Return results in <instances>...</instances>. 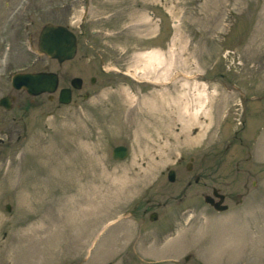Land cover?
<instances>
[{"label": "rangeland", "instance_id": "rangeland-1", "mask_svg": "<svg viewBox=\"0 0 264 264\" xmlns=\"http://www.w3.org/2000/svg\"><path fill=\"white\" fill-rule=\"evenodd\" d=\"M75 1L71 59L25 66L18 48L5 55L12 65H0V94L16 95L5 117H21L30 103L24 124L0 129V264H264V140L241 172L233 148L214 164L215 185L229 195L222 211L207 205L199 184L180 191L191 171L175 160L224 151L240 92L261 89L264 0ZM17 66L58 71V87L37 95L13 88ZM75 75L82 85L60 102L59 88ZM261 125L248 122V138ZM118 144L129 148L123 159L111 155ZM82 189L81 204L73 200ZM62 224L70 226L63 233ZM164 228L175 234L155 246Z\"/></svg>", "mask_w": 264, "mask_h": 264}, {"label": "flooded vegetation", "instance_id": "flooded-vegetation-1", "mask_svg": "<svg viewBox=\"0 0 264 264\" xmlns=\"http://www.w3.org/2000/svg\"><path fill=\"white\" fill-rule=\"evenodd\" d=\"M75 2H76L75 0H53L50 3L48 2L46 4H43V3H39L36 0H0V65L1 66L12 65L11 63L7 64L5 62L4 60L5 55L8 50L17 52L16 49L18 50V48H22L23 52H25L26 54V56H24V58L22 59L24 61L23 64L25 66H27L28 64L33 65L36 61L43 59L44 56L52 60H56L57 63L60 64L61 62H59L57 58L49 57L43 52V50H41L39 45V36L45 24L47 23L62 24L66 26L67 29L76 36L77 48H78L79 38L77 36L78 33L76 32L75 29L76 24H73V20L71 18L73 15L71 8L74 7ZM81 25H84V22L82 20L79 22L78 26ZM85 31L86 30L82 28L79 30L80 33H84ZM25 42L27 43V45L31 47V51H28L25 48L24 45ZM11 70L12 73L9 74L10 77L9 82L10 85L15 89H24V88H18L12 84L11 77L13 80L15 76V74L12 76L13 73L18 71H32V72L35 71L29 68H24V66L23 67L17 66L12 68ZM44 70H50V69L40 68L39 70L36 71H44ZM52 71L57 73L58 84H59L58 71L56 70H52ZM262 82H263L262 87L258 91L248 89L240 92L239 95L240 101L238 103L240 108V113L238 116L233 117L234 127H232L231 131L226 135L227 138H226L224 151L221 150L216 151L215 149L214 153L212 154H201V155L189 154L187 159H185L182 154L175 157L177 164H183L184 167L188 170V172L191 171V173L188 174L189 176L186 179V185L184 184V186H182L180 191L184 192L186 191V189L191 188L192 185L199 184L201 185V187L199 186L200 187L199 191L202 194L204 201L208 203V204L206 203L208 206L214 208L215 202L221 199V194H223V199L220 203H218V205L227 203L225 199L229 197V195L227 194L228 192L221 190V186L215 185L217 179L219 178L217 176L215 177L213 173L214 164L220 162L223 159L224 152L227 151V149H232V148L234 151L233 159L234 162L236 163L235 172L237 171L241 172L240 164L242 162L250 161L252 159L258 160L256 155H254V150L255 148L257 150L258 145L260 144L259 146H261L264 140V125L263 126L261 125L260 133L254 139L248 138L246 129L248 127V122H252L254 124H260L264 120V81ZM249 83L253 85V80H249ZM11 86H9L10 89ZM12 93L13 92H10L9 90L4 94H0V123L1 125L4 126L0 128L2 129V131H4V129L8 127L7 125L9 123L10 124L13 123V128H14L15 125L22 123L24 124L26 121V111L29 108L27 105L30 104L27 103L26 101L23 103V106L21 107V109L23 110V113L22 111H20L22 114L21 117L17 118L16 115H12V114H10L8 118L5 117L8 111L12 109L11 107L12 99L16 97V95H14L15 93L14 94ZM250 114L252 118L249 117ZM18 120H20V122H18ZM11 129L12 127L10 128V130ZM11 132H7V134L9 135L11 134ZM4 138L0 137V140ZM16 139L19 140L20 138L17 136ZM260 148H262V146ZM258 157L261 158L259 155ZM168 168H170V166H168L167 169ZM243 168L244 169L242 170L243 171L246 170V172L245 171L244 172L247 175L252 176L251 184L253 185V187H258V188L261 187L262 183L260 182V180L254 177V172L252 170L250 171V169L248 168L245 167ZM192 169H197V171L192 172ZM175 175H176V170H175ZM206 178L210 179L211 181L204 180ZM234 178H237V176L234 175ZM206 189H210L211 192L208 193ZM176 196H180V195H172V198ZM206 196L209 199L208 201L205 200ZM169 198L167 200H169ZM180 199L183 200L184 197L183 198L180 197ZM147 200H149V198H147ZM146 210L147 209L145 208L144 211ZM153 215L154 217H152ZM157 217H158V213L157 210L155 209L150 211L148 214V218L154 221H156L159 218ZM178 221L179 218L177 222ZM166 230L167 229L164 228L160 231L159 234L153 235V239L155 237L154 239L156 243L155 246L158 245L160 246L170 239L171 236H168L163 241L161 240V237L163 236L164 232H166ZM178 248L176 252H178ZM181 255L183 254L180 253L179 255H177L179 256L178 259H181L183 257Z\"/></svg>", "mask_w": 264, "mask_h": 264}, {"label": "water", "instance_id": "water-1", "mask_svg": "<svg viewBox=\"0 0 264 264\" xmlns=\"http://www.w3.org/2000/svg\"><path fill=\"white\" fill-rule=\"evenodd\" d=\"M60 31H66L69 33V40H68V46L64 49H56L53 43V36L55 33H58ZM39 45L41 50L45 52L48 56L52 58H57L59 62H62L65 59L71 58L75 55L77 50V40L76 36L67 29L66 26L62 24H53V23H47L44 25L40 32L39 36ZM47 74L52 75L53 82L50 85L49 83H42L39 82V84L35 83V79L37 76ZM92 81L94 77L91 78ZM81 77L74 76L71 79V85L74 87H80L81 86ZM48 81V80H47ZM12 84L15 87H23L27 90V92L31 94H38L43 91L53 92L58 85V76L57 73L54 71H37V72H18L15 74ZM49 98H52V94H49ZM58 99L60 102L67 103L71 100V87H62L59 91ZM129 150L128 147L124 144H118L113 146L112 148V157L116 159H123L127 156ZM168 178L170 180H174L175 178V170L173 168L169 169L168 172ZM223 199V194H221V199L215 202V207L219 210L227 208V204H221L218 205ZM206 200H209L206 196ZM5 207L7 210L11 208L10 203H6ZM154 217V215L152 216Z\"/></svg>", "mask_w": 264, "mask_h": 264}, {"label": "bare ground", "instance_id": "bare-ground-1", "mask_svg": "<svg viewBox=\"0 0 264 264\" xmlns=\"http://www.w3.org/2000/svg\"><path fill=\"white\" fill-rule=\"evenodd\" d=\"M69 33H67L66 31H60V32H58V33H55L54 34V36H53V38H52V40H53V43L52 44H54V46H55V48L56 49H64L65 47H67L68 46V40H69ZM147 56H149V58H152L154 55H156L155 54V52H152V53H147L146 54ZM136 74V73H135ZM134 73H133V75H135ZM148 74H149V72H148ZM48 80V81H47ZM156 80V79H155ZM39 82H42V83H49L50 85L52 84V82H53V77H52V75H47V74H43V75H40V76H37L36 77V79H35V83L36 84H39ZM100 174V173H99ZM97 177V176H96ZM99 177V176H98ZM102 177V176H101ZM91 178V177H90ZM93 178V177H92ZM96 179V178H95ZM102 179V178H101ZM86 182V181H85ZM90 182H92V181H90ZM95 183V182H94ZM88 184V183H87ZM86 186V185H85ZM87 187V186H86ZM79 192V191H78ZM86 192H85V189H82L77 195H75V197H74V200L73 201H77V202H79V203H84V202H86L87 201V196H86V194H85ZM67 195V194H66ZM74 195V194H73ZM73 195L71 194V196L73 197ZM70 196V195H69ZM66 197V196H65ZM89 200V199H88ZM75 201V202H76ZM70 202V201H69ZM68 202V203H69ZM89 203V202H88ZM78 206H79V204H77ZM60 207H61V205H59ZM82 206V205H81ZM85 206V205H84ZM84 206H82V208L79 210V214L83 217V218H86V215H87V211H86V207H84ZM68 208V207H67ZM78 208V207H77ZM57 209V208H56ZM59 212V211H58ZM61 213V212H60ZM89 215H87V217H88ZM84 220V219H83ZM88 221V220H87ZM86 223H88V222H86ZM72 224V223H71ZM69 225L68 224H62V225H59L58 226V228H60V230H61V232L63 233L64 231H66L69 227H68ZM72 226V225H71ZM74 227V226H73ZM72 227V228H73ZM77 227V226H76ZM85 227V226H84ZM83 227V228H84ZM71 228V229H72ZM85 229V228H84ZM40 230H42L43 231V228L41 229V228H39V231ZM83 230V229H82ZM81 232H83V231H81ZM62 233H61V235H62ZM169 241V240H168ZM172 249V248H171Z\"/></svg>", "mask_w": 264, "mask_h": 264}]
</instances>
